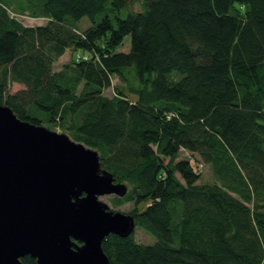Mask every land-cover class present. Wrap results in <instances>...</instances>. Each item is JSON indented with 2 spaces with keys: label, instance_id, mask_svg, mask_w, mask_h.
Segmentation results:
<instances>
[{
  "label": "trees",
  "instance_id": "obj_1",
  "mask_svg": "<svg viewBox=\"0 0 264 264\" xmlns=\"http://www.w3.org/2000/svg\"><path fill=\"white\" fill-rule=\"evenodd\" d=\"M139 1L121 19L130 0H0V105L95 150L127 186L113 207L133 203L156 243L110 235V264H264V0ZM66 51L89 60L54 72Z\"/></svg>",
  "mask_w": 264,
  "mask_h": 264
},
{
  "label": "water",
  "instance_id": "obj_2",
  "mask_svg": "<svg viewBox=\"0 0 264 264\" xmlns=\"http://www.w3.org/2000/svg\"><path fill=\"white\" fill-rule=\"evenodd\" d=\"M127 190L95 150L0 105V264H110L102 242L129 237L135 220L99 197Z\"/></svg>",
  "mask_w": 264,
  "mask_h": 264
},
{
  "label": "rangeland",
  "instance_id": "obj_3",
  "mask_svg": "<svg viewBox=\"0 0 264 264\" xmlns=\"http://www.w3.org/2000/svg\"><path fill=\"white\" fill-rule=\"evenodd\" d=\"M140 9H141V4H140L139 0H130L129 9L127 7H125L119 13H116L115 15L118 16L121 19H124V18H126L128 13H130V10L131 11H139ZM10 12H11L10 13L11 17L15 18L17 21H19L22 25H24L26 27H33V26L42 25V24L44 25V20H39V19H37V20L34 19L33 20L32 18H29L26 15H19L18 12L16 13V11L11 10V9H10ZM91 24L92 23H91V21L88 18H83L76 24V27H77L78 32L81 33L84 30H86L87 28H89L91 26ZM113 24H114V26L116 25V21L114 20V18H113ZM129 48H130V38L126 37L123 40V43L120 46V48L117 49V51L118 52H128ZM77 54H79V53H77ZM73 57H74V55H72L69 51L66 52V54L64 56H62V58L58 61L57 65H56V69L60 68L61 64L69 63ZM75 57H76V55H75ZM118 84H119L118 79H113L112 80V87L106 89L104 91V95L106 97H109V98L112 97L114 95L113 86L118 85ZM20 89H21L20 85L11 84L9 89H8V92L9 93H14V92L19 91ZM43 127H45V126H43ZM48 130H50V129H48ZM50 131H53V132H56V133H59V134L67 135L65 132H62L59 128H53ZM183 156H185V155L184 154H180L178 160L181 159V157H183ZM200 182L201 183H210V182H212L211 171L209 170L208 167H206V169L202 170V177L200 178ZM112 198H114V196H102V197H99V201H101L104 204H106L109 207V210L113 211V212H121V213L127 214L128 212H130L132 210L133 203H131V202H126V203L122 204L120 207H117V208L113 207V205L111 203V199ZM139 209L142 210L143 206H140ZM134 238H135L136 242H138L140 244H144V245H152V244L156 243V239L154 237H152L151 235L145 233L139 227H135Z\"/></svg>",
  "mask_w": 264,
  "mask_h": 264
},
{
  "label": "built area",
  "instance_id": "obj_4",
  "mask_svg": "<svg viewBox=\"0 0 264 264\" xmlns=\"http://www.w3.org/2000/svg\"><path fill=\"white\" fill-rule=\"evenodd\" d=\"M89 60V57L88 56H85V55H83V54H78V55H76V57H75V61L76 62H79V61H88ZM188 155H186V157H187ZM188 158V157H187ZM190 159V158H189ZM190 164L192 165V167H193V170L195 171V172H201L203 169H204V167L201 165V164H199V163H196V162H194V159H190Z\"/></svg>",
  "mask_w": 264,
  "mask_h": 264
},
{
  "label": "crops",
  "instance_id": "obj_5",
  "mask_svg": "<svg viewBox=\"0 0 264 264\" xmlns=\"http://www.w3.org/2000/svg\"><path fill=\"white\" fill-rule=\"evenodd\" d=\"M34 20V19H33ZM35 20H37V19H35ZM39 20H44V24L47 22V20H45V19H41V18H39ZM43 25V24H42ZM37 26H40V25H37ZM66 52H68V51H66ZM66 52L63 54V56L66 54ZM62 58V56L59 58V60ZM58 60V61H59ZM58 61L54 64V67H53V71L54 72H58V71H60V69L62 68V66H64L65 64H67V63H64V64H61V66H60V68H57L56 69V65H57V63H58Z\"/></svg>",
  "mask_w": 264,
  "mask_h": 264
}]
</instances>
